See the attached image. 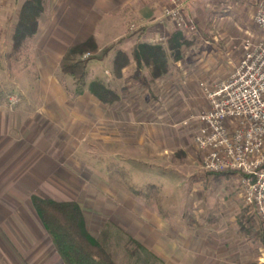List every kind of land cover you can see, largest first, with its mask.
Listing matches in <instances>:
<instances>
[{
	"label": "rangeland",
	"instance_id": "1",
	"mask_svg": "<svg viewBox=\"0 0 264 264\" xmlns=\"http://www.w3.org/2000/svg\"><path fill=\"white\" fill-rule=\"evenodd\" d=\"M24 2L0 0V264H65L33 195L78 202L118 264H264V220L247 204L240 175L204 169L192 120L210 107L207 89L235 71L244 44L262 40L258 0H177L185 29L166 13L169 0L153 23L137 22L126 0H45L38 32L12 54ZM154 23L189 42L174 76H166L174 61L154 80L135 64L115 75L121 45L130 48L126 39ZM90 37L98 49L83 58L114 45L88 63L86 77L112 87L114 104L80 91L61 69L65 53Z\"/></svg>",
	"mask_w": 264,
	"mask_h": 264
},
{
	"label": "built area",
	"instance_id": "2",
	"mask_svg": "<svg viewBox=\"0 0 264 264\" xmlns=\"http://www.w3.org/2000/svg\"><path fill=\"white\" fill-rule=\"evenodd\" d=\"M166 13L176 27H187L177 0ZM254 22L263 33L258 43L244 44V55L225 81L208 90L210 107L192 117L194 140L208 172L241 173L247 204L264 220V0H258ZM195 28V27H193Z\"/></svg>",
	"mask_w": 264,
	"mask_h": 264
},
{
	"label": "trees",
	"instance_id": "3",
	"mask_svg": "<svg viewBox=\"0 0 264 264\" xmlns=\"http://www.w3.org/2000/svg\"><path fill=\"white\" fill-rule=\"evenodd\" d=\"M44 11L45 0H25L18 13L12 36V54L20 52L23 44L38 32L39 18ZM187 44L189 42L185 34L181 30L173 29L165 44L139 43L134 47L132 57L125 51L118 50L113 59V72L120 76L123 69L134 62L138 69L147 67L151 79L154 80L169 71L171 61L182 59V46ZM113 48L114 45L107 47L100 57L83 58L85 50L96 52L98 49L95 39L90 37L87 42L72 46L61 62L62 71L75 79L80 91L87 87L91 94L106 105L114 104L120 96L101 80L87 83V66L92 60H102ZM210 173L216 177L231 174L242 176L235 171ZM133 193L142 195L143 191L134 189ZM31 199L37 216L65 264H118L114 254L90 231L85 213L78 202L57 201L37 195H33ZM129 241L142 248L132 237Z\"/></svg>",
	"mask_w": 264,
	"mask_h": 264
},
{
	"label": "crops",
	"instance_id": "4",
	"mask_svg": "<svg viewBox=\"0 0 264 264\" xmlns=\"http://www.w3.org/2000/svg\"><path fill=\"white\" fill-rule=\"evenodd\" d=\"M126 4H129L127 6H129L130 8V13H131V16L135 17V20L137 22L141 21V20H148V19H152L151 23L155 22L156 20H158V17L161 15V7H160V0H151L149 3L147 4H142V1L141 0H126ZM155 27H151V30L148 32V33H145L143 35H141L140 38H138L139 40L137 39H134L136 38L134 36V38H128L126 39L125 43H127V45H131L130 48H125L124 45H121L120 49H123L130 57H132V52H133V49L135 47L136 44L138 43H141V42H147V43H157L159 41H162L160 39V37H163V32L165 31L166 35L168 34V29L165 25L163 24H159V23H154ZM108 30L111 29L110 31H114L118 28L115 29L114 28H110L108 27L107 28ZM126 27L123 29L122 27H120L119 31H126L125 30ZM129 42V43H128ZM183 60H179L176 62V64L174 65H171V70L170 72L166 75H170L171 77L174 76V71L173 69H175L176 67H179L181 65V62ZM176 66V67H175ZM132 68L134 67V62H132L128 67L124 68L123 72L127 71V70H130L128 68ZM134 75L137 77V76H142V74L138 75V73H134ZM160 79H158L159 81ZM157 81V82H158ZM149 92V91H147ZM122 99V100H121ZM121 101H123V98L121 97Z\"/></svg>",
	"mask_w": 264,
	"mask_h": 264
}]
</instances>
